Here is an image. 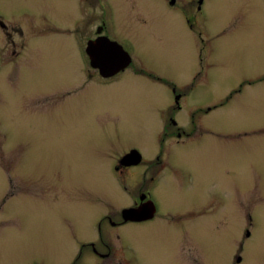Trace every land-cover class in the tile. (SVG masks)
Wrapping results in <instances>:
<instances>
[{"label": "rangeland", "instance_id": "374dc122", "mask_svg": "<svg viewBox=\"0 0 264 264\" xmlns=\"http://www.w3.org/2000/svg\"><path fill=\"white\" fill-rule=\"evenodd\" d=\"M83 1L80 18L90 21L84 29L91 36L100 5ZM117 1L116 36L135 66L182 89L181 125L203 109L195 120L210 133L203 129L194 142L165 152L192 172L195 184L184 190L164 174L154 191L164 220L105 226L104 235L129 242L145 264H233L237 253L242 264H264V0H206L201 35L163 0ZM78 6L79 0H58L53 22L73 28ZM59 38L44 46V67L28 74L27 65L11 66L0 76V264H73L84 239L99 244V221L121 210L112 204L130 200L110 181L109 165L129 149L154 157L164 112L174 106L167 85L133 67L107 86L92 70L95 81L85 84L88 71L75 44ZM70 87L72 96L61 99ZM172 115L173 109L167 125ZM212 191L219 196L216 230L194 229L201 224L194 217L184 227L173 221L196 212ZM83 253L78 264H116Z\"/></svg>", "mask_w": 264, "mask_h": 264}, {"label": "flooded vegetation", "instance_id": "af4514ba", "mask_svg": "<svg viewBox=\"0 0 264 264\" xmlns=\"http://www.w3.org/2000/svg\"><path fill=\"white\" fill-rule=\"evenodd\" d=\"M97 1L100 5L98 14L99 22L95 24L92 29V35L88 36L90 32L85 31L84 28L90 24V21L88 20L87 24L83 25V17L80 18V15H82L81 11H83L84 5L86 4L83 0H79L78 19L75 20L73 28L72 25L67 28L60 27L53 22L54 17L58 13V0H0V76L3 74L5 68L9 69L11 66L23 67L27 65L29 69L28 74L31 70L44 67V46L46 49V47L55 44L53 38L59 35L62 36V38H59V41H63L65 45L72 46V41L75 44L76 52L83 66L82 69L88 71L85 84L95 81V78H92V70L97 71L102 79H98L97 81L107 86L115 84L113 82L121 73L127 70L133 71L131 69V67H133L136 75H144L143 77L148 79L159 80L161 83L168 86L171 96L174 99V106L164 112V128L160 135L161 143L159 142V149L154 157L147 160H145L139 150L129 149L123 156L109 165L108 177L110 181L118 191L125 192L130 200L126 203L111 205H121L122 208L120 211L113 207L110 208L114 210L112 214L105 215L102 221L98 223L97 233L100 237L97 240L99 244H96L94 240L84 239V241L78 244L81 250L79 249L75 255L76 260L73 263L78 264L84 256V250L88 249V251H90L89 254L94 257L101 260H110L112 258L116 264H145L138 252L129 242L123 241L119 237H117L116 240L111 236L109 238V231L104 235V227L109 226L110 228L108 229L115 230L131 223L141 224L155 220H164L162 218L165 217V213L154 192L161 183L164 174L169 173L172 175L173 180L184 190L191 188L195 184V178L192 172L183 165L176 163L170 155L166 156L165 152L171 153L177 150L179 146L181 147V145L185 146L194 142L199 137H202H196V134H202L203 129L208 133H210V131L204 126L197 125L195 120L197 112H202L204 111L203 109H198L191 115L190 125H181L183 120L179 117V113L183 110L182 102L185 98V93H182V89L177 88L175 83L164 79H158L154 74L135 66L132 53L125 48L124 44H122L116 36L115 12H119L122 9L121 5L117 0ZM163 1L165 4H168L169 9L180 11L183 19L195 34H202L199 30V20L200 17L203 16V7L206 0ZM86 20L87 19H85L84 22H86ZM104 37L121 45L132 60L124 70L106 78L101 75L99 69L92 67L90 57L87 53L90 42L101 40V38ZM43 40L48 43H46V45H40L39 41ZM124 40L130 43L127 38H124ZM39 49L43 52L39 53ZM57 50L60 52L59 47ZM30 52H33V56L28 58ZM7 57L10 59L9 61H7ZM65 59H67L68 70L66 74H68V77L65 78L64 81L71 82L72 51ZM71 96L72 87L68 88L67 93H65L61 99L66 100ZM172 109L176 115L169 117L167 125L165 123L167 113ZM212 110L213 109L208 108L206 114H209ZM167 129H173V131H167ZM171 138H175L176 142H170L169 140H171ZM133 154H135V158H130ZM128 182L132 184V189L128 185ZM205 200L206 202L203 203L196 212L183 213L180 218H175L173 221L181 227H184V223L187 219L189 217H194L193 221L201 222V224L194 222V229H200V227L205 226L216 230L220 225L219 214L215 211V205L219 203L218 192L212 191ZM126 210H134V216L137 217V220H127L128 217L124 214ZM252 223V216L249 215V225H252ZM177 227L179 228V226ZM250 233L249 230L246 231L247 239H249ZM181 250L185 255L189 252V246L183 244ZM233 258V262H235L233 264H242L244 262L241 253L235 254ZM31 264L41 263L31 262Z\"/></svg>", "mask_w": 264, "mask_h": 264}, {"label": "water", "instance_id": "95a60500", "mask_svg": "<svg viewBox=\"0 0 264 264\" xmlns=\"http://www.w3.org/2000/svg\"><path fill=\"white\" fill-rule=\"evenodd\" d=\"M87 53L92 67L99 69L105 78L124 70L132 61L121 45L105 37L90 42ZM130 158H135V154L131 155ZM124 214L128 217L127 220H137V217L134 216V210H126Z\"/></svg>", "mask_w": 264, "mask_h": 264}]
</instances>
